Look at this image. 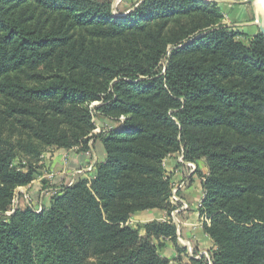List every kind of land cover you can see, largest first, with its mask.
Listing matches in <instances>:
<instances>
[{
  "label": "trees",
  "instance_id": "16d2710c",
  "mask_svg": "<svg viewBox=\"0 0 264 264\" xmlns=\"http://www.w3.org/2000/svg\"><path fill=\"white\" fill-rule=\"evenodd\" d=\"M129 11L0 0V264H170L155 240L184 252L176 225L129 223L172 211L164 161L177 154L209 168L199 212L215 249L191 264H264V36L245 43L212 1ZM95 115L124 128L95 137ZM94 137L106 160L91 179L62 186L41 212L7 215L37 178L38 162L17 166L18 155L88 152Z\"/></svg>",
  "mask_w": 264,
  "mask_h": 264
},
{
  "label": "rangeland",
  "instance_id": "374dc122",
  "mask_svg": "<svg viewBox=\"0 0 264 264\" xmlns=\"http://www.w3.org/2000/svg\"><path fill=\"white\" fill-rule=\"evenodd\" d=\"M139 1L140 0H134L133 5L137 4ZM205 1L209 2L208 0H205ZM123 2H124V0H113L114 12L118 16L120 15L119 13L124 12L122 9L125 6L124 5H123V7L121 6L123 4ZM253 7H254V12H256L255 17L257 19V8L255 5ZM224 19H225V17H224ZM256 19H255V21H256ZM231 31L236 32V31H234V29ZM251 31L252 32H251L250 36L248 35V36H244L241 38L242 40H244L245 43H250L251 40L256 35L261 34V30L259 29V27L257 25L255 27L251 28ZM170 51H172V48ZM168 56H170V52H169ZM168 56L165 57L163 59V61L161 62V70H163L165 68V66L167 65ZM99 105H100V103H95V104H93L92 107H97ZM94 122L97 125V129L93 133H94V135L98 136V135H102L104 133L106 134L110 130H113V129H123L125 120L124 119L115 120V119H109V118L101 117L99 115H95L94 116ZM95 137L92 138V140H95ZM91 141H90V145L92 143ZM100 147L103 149L102 143L99 144V148ZM75 149H78V148H75ZM72 150H74V149H72ZM57 151L59 152L61 150L56 149V148L47 149L41 155V157L34 158V159L29 155H24V154L18 155V157L16 158V160L14 162L15 165H17V166H20V165H23V166L26 165L27 166V162H30V161H31L30 163H33V164H36L38 162L37 178L34 181L36 183L35 185H33V183H34L33 182L30 186L22 187V188H19L17 190L16 196H15L16 199L14 198L15 202H13V206L11 208L12 210L10 212H8L9 215L13 214L18 209L23 210V209H27L28 207L33 208L36 211H39V208L43 209L44 207H46L45 204L48 205V203L50 202L52 197H54L57 190H59L62 186H65L64 184L63 185L62 184H55V182H54V179H56L55 177L57 175L54 176L53 173H57L58 172L57 170L59 168H61L59 166L60 162L58 161V155L59 154L55 153ZM77 151H79V150H77ZM21 153H23V152H21ZM202 160H205V159H202ZM52 162L54 163L53 167L51 164ZM49 164H51V165H49ZM203 164L208 167L206 160H205V162H203ZM203 164H200L201 168H203ZM50 169H53V170H50ZM208 170H209V168H208ZM93 171L94 170L91 171V169H86V172H87L86 173L85 171L78 170L76 172V175L78 177L77 179H80V178L91 179L93 176V175H91V174H93ZM88 173H91V174L88 175ZM208 174L206 175V177L208 176ZM21 189H23V190H21ZM171 196H172V194H171ZM202 196H203V198L197 207L198 211L201 208V206H199V205H202V201L205 197V193H203ZM180 203H181V199H180V202L174 201V203H173L172 199L170 198V204L173 207L171 212H167V211H163V210H151V211H156V213H163L164 217H158V215L149 214L150 211H146L147 213L144 212L145 214H142V215L139 213L138 215H140V216H138V217H135V215H134L130 219L129 225L133 229H137V228L143 227L147 223H150L153 221H157V222H161V223L168 222V223L175 224L176 228H177L178 244L180 245V248L184 249V252L179 253L176 250L175 243L173 242V240L171 238H166V239L162 238L159 241L155 240V244L157 246H159V243H162V244H160V245H163V247H160L161 248L160 253L163 257L171 260L170 264H191V258L192 257L199 259L203 255L207 258L208 261L211 260V256H212L213 250L215 249V246L213 244V241L209 238V236L205 233V231L203 229L204 224L209 223L210 219L206 218L205 215H201L199 212L200 216H199L198 221L195 224V228H199L200 230H203V231L199 235L198 238H197V234H194L195 237H192L191 233L190 234L188 233L189 230H185L188 228V226L185 227L182 225V222L180 219L181 210H187V209L184 208V205H181V207H180V205H179ZM152 213H154V212H152ZM142 233L144 234V229H142ZM204 234L206 236H203ZM90 261H91L90 262L91 264L96 263L95 259H91ZM208 261H206L205 264H210V263H208Z\"/></svg>",
  "mask_w": 264,
  "mask_h": 264
},
{
  "label": "crops",
  "instance_id": "0c3cea01",
  "mask_svg": "<svg viewBox=\"0 0 264 264\" xmlns=\"http://www.w3.org/2000/svg\"><path fill=\"white\" fill-rule=\"evenodd\" d=\"M133 1L134 0H124L121 6L123 7L124 5L125 7L122 10L125 12L129 11L132 8V5L134 4ZM210 1L217 3L218 6L222 9L225 17L223 22L224 25L229 27L231 30L234 29V31L236 32L242 33L246 36H250L252 32L251 28L256 26V12H254V5L252 3H249L247 0ZM91 142V150L87 153L77 151L79 149H74L75 151L69 150L63 152H55L56 154H59L58 161L60 162L59 166L61 167L57 170V173H53L54 176L57 175L55 177L56 179H54L55 184L70 185L71 183L75 182V180L78 178L76 175V172L78 170L86 172V169H91L92 171L95 169V166L98 163L105 162L106 154L101 147L99 148V144L101 143L100 140L95 139ZM180 155L181 154L169 156L164 161V167L167 172V175L172 180V185H179L181 182L185 183V187L179 192V197L181 199V203L179 205L180 207L181 205L187 206V210H181L180 219L183 226H188V228L185 230H189L188 233H191L192 237H195L194 234H197L198 238L203 230L195 228V224L200 216L197 207L203 198V182L205 180L206 175L209 173V170L208 167L203 164L205 160H200L196 162L198 168L197 171L191 173L187 167L179 163ZM51 164L53 167L54 163L52 162ZM200 164H203V168L200 167ZM90 174L91 173H88V175ZM35 184L36 183L34 182L33 185ZM145 213L143 212L140 214L142 215ZM149 214H155L158 215V217H164L163 213H156V211H150ZM138 216L140 215H135V217ZM203 236L206 235L204 234Z\"/></svg>",
  "mask_w": 264,
  "mask_h": 264
},
{
  "label": "built area",
  "instance_id": "2783aa9c",
  "mask_svg": "<svg viewBox=\"0 0 264 264\" xmlns=\"http://www.w3.org/2000/svg\"><path fill=\"white\" fill-rule=\"evenodd\" d=\"M208 1L210 2V0H208ZM179 163L181 165H184L185 167H187L190 170L191 173L196 172L197 169H198L196 163L195 162L186 161L184 159V155L183 154H181L180 157H179ZM184 184H185L184 182H181L179 185H173L172 196H171V199H172L173 203H174V201L180 202L179 192H180L181 189H183L185 187ZM14 202H15V200H14ZM199 206H201V205H199ZM184 208H187V206L184 205ZM41 211H42V208H39V211H37V212H41Z\"/></svg>",
  "mask_w": 264,
  "mask_h": 264
},
{
  "label": "water",
  "instance_id": "95a60500",
  "mask_svg": "<svg viewBox=\"0 0 264 264\" xmlns=\"http://www.w3.org/2000/svg\"><path fill=\"white\" fill-rule=\"evenodd\" d=\"M247 1L249 3L254 4L257 8V19L255 21V25H257L259 27V29L261 30V35L264 36V11L262 10L261 6H259L257 4V0H247ZM129 13H130V11L128 13H126L125 15H127Z\"/></svg>",
  "mask_w": 264,
  "mask_h": 264
},
{
  "label": "bare ground",
  "instance_id": "6f19581e",
  "mask_svg": "<svg viewBox=\"0 0 264 264\" xmlns=\"http://www.w3.org/2000/svg\"><path fill=\"white\" fill-rule=\"evenodd\" d=\"M257 4L261 6L262 10L264 11V0H257Z\"/></svg>",
  "mask_w": 264,
  "mask_h": 264
}]
</instances>
